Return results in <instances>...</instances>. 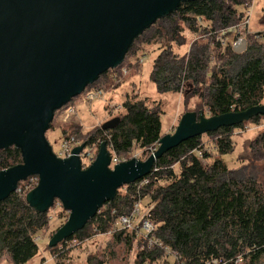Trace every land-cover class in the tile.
Instances as JSON below:
<instances>
[{"label": "trees", "instance_id": "trees-1", "mask_svg": "<svg viewBox=\"0 0 264 264\" xmlns=\"http://www.w3.org/2000/svg\"><path fill=\"white\" fill-rule=\"evenodd\" d=\"M250 2L184 1L174 12L143 31L142 43L157 45L149 75L157 93L183 94L185 103L196 97L198 109L205 108L208 117L261 105L264 35L261 41L248 36L246 49L241 54L233 53L228 45L210 46L199 42H193L182 56L174 52L186 44L185 34L198 35L208 29L218 32L235 25L243 16L239 10ZM117 70L101 74L87 88L95 89L93 86L99 80L108 86L117 82L121 75L116 74ZM122 109L123 114L117 117L119 121L113 128L102 129L101 125L83 135L84 140L62 131L61 139L73 136L80 144L93 147L95 152L100 143H105L110 156L123 161L131 160L132 150L138 149L143 151L146 160L148 149L161 138L162 113L157 106H149L146 100L136 96H126ZM260 118L248 122L257 124ZM244 124L206 134L207 144L198 136L169 150L155 162L150 173L136 183L143 182L138 190L128 185L124 196L116 193L112 201L104 204L108 206L103 213L96 214L60 246L112 231L116 215L129 213L133 203L140 199L145 200L146 207H151L149 219L156 227L154 236L165 249L147 250L136 233L114 232L112 237L117 241L125 234L129 248L137 240L142 250L135 255V264H210L213 260L217 264H236L237 259H240L238 264H263L264 188L244 171L229 170L219 158L233 151L232 132L242 129ZM50 126L51 123L48 130ZM259 143L260 138L255 139L247 150ZM21 163L19 149L10 146L0 150V171ZM21 185L18 184L19 191L0 202V257L6 253L11 264H26L36 257L38 247L34 238L49 223L48 212L39 213L25 202L30 189L23 190ZM57 248H49V252L58 260L63 253ZM167 251L175 256L172 263L168 261ZM88 261L91 263V259Z\"/></svg>", "mask_w": 264, "mask_h": 264}, {"label": "water", "instance_id": "water-1", "mask_svg": "<svg viewBox=\"0 0 264 264\" xmlns=\"http://www.w3.org/2000/svg\"><path fill=\"white\" fill-rule=\"evenodd\" d=\"M184 1L189 0H0V150L14 146L22 158L20 165L0 171V202L36 176V187L25 196L28 206L47 213L58 201L68 213L48 248L80 231L120 188L146 177L169 150L264 117V105L208 118L186 112L146 160L132 158L112 170L105 143L84 170L78 155L85 143L65 159L52 153L45 133L54 112L101 74L118 68L133 40ZM118 121L101 128H113Z\"/></svg>", "mask_w": 264, "mask_h": 264}, {"label": "rangeland", "instance_id": "rangeland-1", "mask_svg": "<svg viewBox=\"0 0 264 264\" xmlns=\"http://www.w3.org/2000/svg\"><path fill=\"white\" fill-rule=\"evenodd\" d=\"M250 7L249 30L252 33L261 32L260 34L264 35V20H262L264 18V0H252ZM239 11L243 13L244 9ZM185 35L186 44L180 49H174V52L181 56L188 52L194 39L200 37V34ZM143 38L140 36L125 55L123 63L119 66L120 68L118 67L116 73L121 74L117 82L108 86V84H104L103 80H99L97 85L93 86L97 90L101 88L102 96L100 98L86 102L81 93L54 112L51 126L45 133V138L54 153L60 149L62 131L66 132L65 134L75 135L79 140H84L83 135L120 117L123 114L122 104L125 102L126 96H136L139 100H146L149 106L159 108L162 113L161 136L172 134L180 117L186 112H195L196 114L202 112L203 116L208 118L205 108L198 109L196 97L185 103L183 94L157 93L154 84L149 79L152 62L157 54V45H146L142 43ZM208 42H210L208 37L199 41L200 44ZM110 73L109 75H111ZM261 105H264V97ZM69 108H73L74 114L68 113ZM257 138H260L259 145L252 150H247V146ZM230 139L233 151L220 156V160L229 170H240L244 171L246 175H251L264 188V117H261L257 124L246 122L242 129H234ZM202 140L207 144L206 135H202ZM142 154L143 151L133 149L130 156L131 159L136 157L139 161H144L146 156ZM37 180L36 176H33L32 180L27 179L21 183L22 189L31 191L35 188ZM120 192L123 194V189ZM142 205L145 206V200ZM48 216L47 228L40 231L34 238L38 253L26 264H96V262L135 264V255L142 250L137 246V240L133 241L129 248L125 244V234L119 241L112 236L96 235L82 242L76 239L63 246L59 244L58 248L61 250L57 248V251L63 254H60L62 257L57 260L55 255L52 256L49 252L50 233L66 222L68 213L56 202L48 210ZM90 259L91 263L88 261ZM168 261L173 262L172 258H169ZM0 264H11L6 253L0 257Z\"/></svg>", "mask_w": 264, "mask_h": 264}, {"label": "built area", "instance_id": "built-area-1", "mask_svg": "<svg viewBox=\"0 0 264 264\" xmlns=\"http://www.w3.org/2000/svg\"><path fill=\"white\" fill-rule=\"evenodd\" d=\"M250 6H251V2L246 8H244L242 18L235 25L229 28H226V29H222L218 32H211V30L208 29L207 32L200 34L199 35L200 37L194 39L193 42H199L200 40H204L208 37L210 39V42H208L209 45H214L215 43H219L221 46L228 45L233 53L235 54L243 53L246 49V38L248 36H253L255 39H258L260 41L262 39V35L260 34L261 32L252 33L251 30H249L250 8H251ZM82 95H83L84 101L90 102V101L100 98L102 96V91L93 89V88L88 89L86 87L84 91L82 92ZM68 113L74 114L73 108H69ZM79 145L80 143L78 142V140H76L73 136L68 135L66 136V138L61 139L59 151L57 153H54L52 150V153L58 159H65V158L70 157L71 151ZM156 149H157V144L149 148L148 149L149 155L153 154L156 151ZM96 154L97 152H95V149L93 147H85L82 150V152L78 155L82 170L86 169L93 163L96 157ZM133 159H137V158L133 157ZM122 162H125V161L118 159L111 155V161H110L108 168L112 170V168L115 165L122 163ZM32 177H30V180H32ZM37 183H38V180L35 184V187ZM136 183H133L131 185H133V188L135 190H138L139 187L143 185V182H140V184L138 185H136ZM127 187L128 186H123L122 188H120L118 190L119 192L117 191L118 195L124 196L127 192ZM122 189H123V194L122 192H120L122 191ZM56 202L59 203L58 201H55L54 204ZM142 202L143 200H140V199L135 201L131 207L130 212L127 214H117L114 229H112V231L105 233L104 235L112 236L114 232L120 231V230H125L127 232H132V233L134 232L140 239L141 238L143 239L147 250H152L155 248L163 249L164 248L163 244L154 236L156 227L149 219V211L151 210V207H146L142 205ZM107 206L108 204L103 205L98 210L97 214L103 213L106 210ZM115 213H116L115 211H112V214H115ZM72 241H75V240H72ZM167 256H168V260L169 258H172V260H175V256L171 254L169 251H167ZM235 263L236 264L240 263V259H237ZM210 264H217V261L213 260L210 262Z\"/></svg>", "mask_w": 264, "mask_h": 264}]
</instances>
